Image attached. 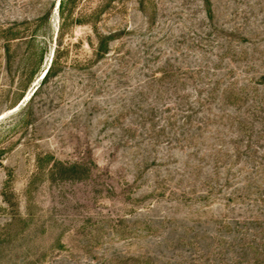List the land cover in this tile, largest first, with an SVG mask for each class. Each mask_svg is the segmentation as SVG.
<instances>
[{
    "label": "rangeland",
    "instance_id": "obj_1",
    "mask_svg": "<svg viewBox=\"0 0 264 264\" xmlns=\"http://www.w3.org/2000/svg\"><path fill=\"white\" fill-rule=\"evenodd\" d=\"M0 264H264V0H0Z\"/></svg>",
    "mask_w": 264,
    "mask_h": 264
},
{
    "label": "trees",
    "instance_id": "obj_2",
    "mask_svg": "<svg viewBox=\"0 0 264 264\" xmlns=\"http://www.w3.org/2000/svg\"><path fill=\"white\" fill-rule=\"evenodd\" d=\"M60 6H63V2L61 3ZM103 45H104V44H102V46H101V48H100V50H99L101 53H104ZM104 46H105V45H104ZM57 64H58V58L56 57V53H55L54 58H53V60H52V62H51V64H50V67H49V69H48V71H47V73H46V76L43 78L42 85H41V86L37 89V91L33 94V96H32L31 99H30L31 101L37 96V93H38L39 89H40L42 86H44L45 84H47L51 78H53V77L56 76V74H57ZM44 71H45V70H44ZM44 71H43V72H44ZM41 77H42V76H41ZM28 100H29V99H28ZM259 112H262V110L259 111Z\"/></svg>",
    "mask_w": 264,
    "mask_h": 264
},
{
    "label": "water",
    "instance_id": "obj_3",
    "mask_svg": "<svg viewBox=\"0 0 264 264\" xmlns=\"http://www.w3.org/2000/svg\"><path fill=\"white\" fill-rule=\"evenodd\" d=\"M49 67H50V65H49ZM49 67L47 68V70H46L45 73L43 74V77L46 75V73H47ZM43 77H42V79H43Z\"/></svg>",
    "mask_w": 264,
    "mask_h": 264
},
{
    "label": "bare ground",
    "instance_id": "obj_4",
    "mask_svg": "<svg viewBox=\"0 0 264 264\" xmlns=\"http://www.w3.org/2000/svg\"><path fill=\"white\" fill-rule=\"evenodd\" d=\"M47 68H48V67H47ZM47 68L45 69V71L47 70ZM44 73H45V72H44ZM44 73H43V74H44ZM45 76H46V75H45ZM45 76H44V77H45ZM42 77H43V75H42ZM42 77H41V79H42ZM44 77H43V78H44ZM29 99H30V98H29ZM26 100H28V99H26ZM15 109H16V108H15Z\"/></svg>",
    "mask_w": 264,
    "mask_h": 264
}]
</instances>
